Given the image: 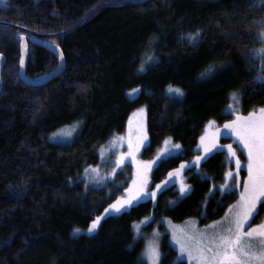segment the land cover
Returning a JSON list of instances; mask_svg holds the SVG:
<instances>
[{"label": "trees", "instance_id": "trees-1", "mask_svg": "<svg viewBox=\"0 0 264 264\" xmlns=\"http://www.w3.org/2000/svg\"><path fill=\"white\" fill-rule=\"evenodd\" d=\"M123 1L0 4V53L5 59L0 74V264H138L144 243L134 238V221L154 217L146 230L163 229V219L199 217L204 224L220 217L237 198L235 190L209 194L223 182L227 167L226 152L216 150L198 167L185 168L192 190L175 205L168 203L177 195L171 184L158 192L155 202L140 201L122 213L105 215L93 234L72 233L75 227L86 228L127 186L129 164L107 186L86 189L81 175L97 163V149L125 130L132 110L142 105L146 110L143 159L153 157L166 138L182 146L153 167L151 181L158 184L196 155L209 120L221 124L233 113L264 106V84L253 79L256 67L243 58L261 47L255 42L260 27L253 23L264 19V4L258 0H128L101 6L73 30L44 37L63 52L65 65L58 76L37 86L17 78L20 33L27 43V77L39 78L58 65V58L31 42L32 34L21 27L41 35L65 31L93 6ZM198 28L203 30L199 43L178 39ZM147 50L156 60L138 71ZM212 62L215 73L201 78ZM170 84L184 95L168 93ZM132 89L138 92L130 97ZM233 91L242 95L228 112ZM76 120L82 123L71 141L50 139L56 129ZM78 176L69 184V177L76 181ZM263 219L260 209L251 222ZM160 248L162 264H185L176 261L167 234Z\"/></svg>", "mask_w": 264, "mask_h": 264}, {"label": "snow or ice", "instance_id": "snow-or-ice-1", "mask_svg": "<svg viewBox=\"0 0 264 264\" xmlns=\"http://www.w3.org/2000/svg\"><path fill=\"white\" fill-rule=\"evenodd\" d=\"M260 4H264V0H258ZM6 0H0V4H5ZM255 6V5H253ZM95 10V6H93ZM254 24L260 27V31L255 34V42L261 44V47L251 49L244 55V59L248 60L249 63L256 67V75L253 77L254 80L264 84V19L253 20ZM202 29H196L189 33H180L178 39L187 40L191 44L199 43L202 35ZM21 40V55L19 59V65L21 68L25 65L24 50L27 48L25 43L24 33H20ZM155 40V36L150 38V42ZM59 47V45H57ZM60 57L63 59V52H60ZM3 58V54L0 53V59ZM260 61L259 66L255 65L256 60ZM156 57L150 55L146 60H142L138 71H144L146 66L150 63L155 62ZM60 65H57L59 68ZM215 62L210 63L209 67L202 72L201 78H210L215 73ZM19 72L17 78H19ZM138 89H132L129 95H133ZM167 92L174 94L175 96H183V90L180 87L169 85ZM242 93L233 91L229 94L234 102ZM229 112L233 111V106L229 105ZM139 114L145 113V108L141 107L138 109ZM81 121L75 122L71 127H66L60 130V135L71 137L74 130H76ZM130 133L128 137V151L121 152L114 161L116 167L112 169V174L117 172V169L122 168L126 164L127 158H131L134 163L137 164V170L133 175V179L128 188L124 189L126 195L118 197L113 203L109 204L104 212L99 216H96L91 220L88 231L92 232L100 224L102 217L107 213H122L127 209H130L137 201L151 199L157 200L158 191L170 186L176 182V178L179 177L182 170L186 167L198 166L202 159L207 160L216 148L226 147L229 152V158L235 157L236 169L235 172L229 169L225 172V182L220 184L218 187L213 186L209 189L210 195H215L216 191H220L223 194H228L239 187L241 182L240 171L246 167L247 177L243 179V191L240 193L239 200L234 205H229V212L226 213L225 217L220 222H213L212 225L206 227L216 228L217 230L211 235L202 238L198 242L197 253L198 255L193 256L191 248L180 240L173 239L179 245V257H183L187 253L188 259L191 261L195 259L197 264H264V222L260 224L248 227L250 219L259 213L260 209H264V106H260L258 109L249 111L247 115H241L239 112L236 113V117L233 120L226 121L223 125L225 129L224 135H231L233 140L237 143L238 147H242L247 152V163L246 165L241 162L239 157L236 155L237 149L233 148L232 144L218 145L215 142V137H209L207 131L205 135L200 137V144L197 146V151H201V155L193 157L192 161H182L179 168L173 169L168 173L165 180H161L160 183L156 184L155 188H151L149 184L148 173L152 171L153 166L159 161L156 159L149 161H139L136 159L137 153L140 152V146L144 145L148 141L147 132L142 123H138L137 131L139 133L137 139L134 141L131 134V120ZM215 121L209 120L205 128L214 126ZM216 135L220 134V129L217 128L215 131ZM53 133L52 136H55ZM123 143L124 138H119ZM170 138L164 140L165 148H161L157 153V156L161 159L174 155L177 151L182 149V146L178 143L170 144ZM114 149V142H113ZM112 154V150H108L106 153L101 152L103 159L107 160V157ZM89 172L98 174L99 168L92 167L89 165L84 169V173ZM95 178V177H94ZM207 179V176H204ZM80 179L78 176L76 181L71 177L68 178L69 184H73ZM101 180L106 181V177H99ZM180 187L179 193L181 196L187 195L191 192L192 188L187 183H184L183 179L179 180ZM88 185L86 184V189ZM151 188V191L148 189ZM178 197L177 199H179ZM170 205H175L176 201H169ZM207 203V201H205ZM260 205L258 209L257 205ZM207 212H202L201 216H206ZM154 217L146 216L139 223L133 224V228L136 230L138 235H142L140 232L141 225ZM219 224H226V227H218ZM247 228V231H245ZM74 232L80 231L74 229ZM247 241V242H245ZM132 245H129L131 247ZM163 253L159 250V245H150L147 252L146 258L149 264H162ZM138 264H145V257L141 256L138 258Z\"/></svg>", "mask_w": 264, "mask_h": 264}, {"label": "rangeland", "instance_id": "rangeland-1", "mask_svg": "<svg viewBox=\"0 0 264 264\" xmlns=\"http://www.w3.org/2000/svg\"><path fill=\"white\" fill-rule=\"evenodd\" d=\"M150 55H152L151 52L147 50L145 52L144 56H143V60H146V58L148 56H150ZM135 94L129 95V96L133 97ZM230 101L231 102H230V104H228V106L232 105L233 108H234V105H233L234 102H233L232 98H231ZM228 106L226 107L225 111H228L227 110ZM141 107L145 108V106L142 105V106L137 107L136 109L132 110V112L130 113V115L128 116V119L126 121L125 130L122 133H116V134L112 135L103 145H101L97 149L98 161H97L96 164H92L91 166L94 167V168L98 167L99 168V173L98 174H94V173L89 172L88 174H85L84 171H83V173L81 175V179L83 180L85 187H86V184L88 185V187H90V186H107V183L109 181L113 180V178L115 177L117 172H120V171L122 172L123 171V167L124 166H122V168H120V169H117V172L115 174H112V169L116 167L114 161L116 160L117 156H119V154L121 152H127L128 151L127 144H128L129 133H130L129 121L131 120V134H132V138H133L134 141L137 139V137L139 135V133L137 131L138 123H142L144 125L145 130H146V110H145L144 114H139L138 113V109H140ZM247 114H241V115H247ZM233 115L234 116L232 118H230V119H228L226 121L235 119L236 115L234 113H233ZM77 121H81V120H76V121H74V122H72L70 124L63 125L60 128L56 129L54 132H52L50 134V136H49L50 139L53 140V141H56V142H68V141H71L73 139V137L75 136V134H77V132L79 131V129L81 127V123H80L79 127L76 130L73 131L71 137L62 136L59 133H60V130L65 129L66 127H71ZM226 121H224L221 124L215 123L214 126L209 127L207 129L205 128V132L207 131L208 136L210 138L214 136L215 137V142L218 145H225L226 146L228 144H232L233 148L237 149L236 155L239 157L241 162L246 165V163H247V152H246V150H243L242 147H238L237 143L233 140L231 135H227L226 136V135L223 134L225 132V129L223 128V125L225 124ZM217 128L220 129V134L219 135L215 134V131H216ZM146 132H147V130H146ZM205 132H204L203 135H205ZM53 133H56V135L52 136ZM120 137L124 138L123 143H121V141L119 139ZM113 142H114V149H113ZM147 142L144 145L140 146V152L137 153L136 159L139 160V161H149V160H153V159H156V160L159 161L161 158L157 156V153L159 152V150L161 148H165L166 147V145L164 144V141L161 144V146L156 150V152H155L153 157H151L150 159H143L141 157L140 153H141L142 149L146 146ZM169 143L170 144H176V143H173L171 141V139H170ZM199 144H200V139H199L198 145ZM108 150H112V154L107 157V160H105V159L102 158L101 152L103 151V152L106 153ZM216 150H223L227 154V167L225 169V172H227L229 169H231V170H233V172H235V169H236L235 157L229 158V152H228V149L226 147H224V148H216L213 151H216ZM196 152L197 153H196L195 156L201 155V151H196ZM192 160H193V158L190 161H192ZM186 162H188V161H186ZM126 164H129L131 166V171H130V174H128L127 186L122 188V193L118 197L126 195L125 192H124V189L129 187V185L131 184V181L133 179V175L135 174V172L137 170V164L134 163L131 158H127ZM198 166H195V167H198ZM184 171H185V169L182 170V172L180 173L179 177L176 178V182L173 183V185L175 186L176 191H177V195L174 197L175 198L174 201H176L178 197H182L180 195V193H179V187H180L179 180L183 179L184 183H187L188 185H190L186 181V178H185V175H184ZM247 174H248L247 173V168L244 167L240 171V177H241L240 185H239V187H237L235 189V191L237 192V198H236V200H234L229 205H234L239 200L240 193L243 191V179L245 177H247ZM99 177H106V181L99 179ZM148 177H149V184L151 185V188H155L156 184H152V181H151V171L148 173ZM223 178L224 179H223L222 183L225 182V177H223ZM119 183H122V182H119ZM219 185H215V186L218 187ZM151 188H149L148 190L151 191ZM147 200H149V199H147ZM140 201H144V200H140ZM140 201H137L136 203H138ZM151 201L155 202L153 200H151ZM229 205L226 207L224 213L220 217L214 218V219H212V220H210V221H208L207 223H204V224H200L199 223V217H191V218H188V219H186V220H184L182 222H173V221H171L169 219H163L161 221L163 226H164L163 229H161L157 225V226L152 227L149 230H146L145 227L150 222V220H151L150 219L148 221H145V223L141 225L140 232L142 233V235H138L137 234L136 230L133 228V224H134V222L135 223H139L141 220H143L144 217L141 218L140 220L134 221L132 223V230H133V233H134V238L135 239L142 238L143 243H144L143 249H142L141 254H140V257L144 256L145 257V263L149 264V262L147 261V258H146V252H147L149 246L150 245H153V246L159 245V250L161 251L160 246H161V242H162L163 236L165 234H167L168 242H169L170 246L176 251V254H177L176 255V261H184L185 264H197V261L195 259H193L191 261L188 259L187 253H185L183 255V257H179L178 256L179 245L176 243V240H180L181 242H184L186 245H188L191 248V250H192L193 256L198 255V253H197L198 242L202 238H205L206 236L211 235L213 232H215L217 230L216 228L206 227V226L212 225V223L214 221L215 222L222 221V218L225 217L226 213L229 212ZM258 205H257V207H258ZM107 214H117V213H111L110 212V213H107ZM107 214H105V215H107ZM149 217H151V216H149ZM200 217H202V216L200 215ZM251 220H252V218L250 219V223L248 224V227H251L253 225L260 224V223L264 222V219L262 221L258 222V223H252ZM89 225L86 228L75 227L74 229H79L80 231L74 232L73 231L74 229H73L72 233L74 235L83 234V233H85V234H93L97 230V228L95 230H93L92 232H89L88 231ZM226 226H227L226 224H219L218 225V227H226ZM245 231H247V228H245ZM174 236L176 237V240L173 239ZM245 242H247V241H245Z\"/></svg>", "mask_w": 264, "mask_h": 264}, {"label": "water", "instance_id": "water-1", "mask_svg": "<svg viewBox=\"0 0 264 264\" xmlns=\"http://www.w3.org/2000/svg\"><path fill=\"white\" fill-rule=\"evenodd\" d=\"M126 1L128 0H124L123 2H120V3H101V4H97L95 5V10L101 6H107V5H119V4H123L125 3ZM93 7L90 8L85 14L84 16L79 20V22L77 24H75L72 28L68 29V30H65V31H61V32H56V33H51V34H46V35H41V34H37V33H34L28 29H25L23 27H21V29L23 30H26L28 32H30L32 35L30 37V41L37 44V45H40L42 46L43 48L47 49L48 51L52 52L57 58H58V65H60L59 68L56 67V69H54L53 71L39 77V78H29L25 75V65L23 68L20 67L19 65V77L21 78V80L23 82H25L26 84L28 85H33V86H37V85H43L47 82H49L52 78L58 76L63 68H64V65H65V60H64V56H63V59H61L60 57V48L57 47V45L53 44V43H50L48 41H46L44 39V37H54V36H58V35H62L64 34L65 32H68L70 30H73L75 27H77L78 25H80L81 23H83L86 18L93 12ZM9 25H12V24H9ZM20 38V36H19ZM25 43H26V39H25ZM27 44V43H26ZM24 56H25V63H26V58H27V48L26 50H24L23 52ZM20 55H21V43H20ZM20 59V58H19ZM4 56L2 59H0V74H1V69H2V66L4 64ZM1 88V87H0Z\"/></svg>", "mask_w": 264, "mask_h": 264}]
</instances>
